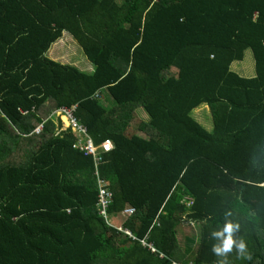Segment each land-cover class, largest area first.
I'll list each match as a JSON object with an SVG mask.
<instances>
[{
    "label": "trees",
    "instance_id": "16d2710c",
    "mask_svg": "<svg viewBox=\"0 0 264 264\" xmlns=\"http://www.w3.org/2000/svg\"><path fill=\"white\" fill-rule=\"evenodd\" d=\"M64 32L92 72L48 56ZM227 222L251 259L213 251ZM221 261L264 264V0H0V264Z\"/></svg>",
    "mask_w": 264,
    "mask_h": 264
},
{
    "label": "rangeland",
    "instance_id": "374dc122",
    "mask_svg": "<svg viewBox=\"0 0 264 264\" xmlns=\"http://www.w3.org/2000/svg\"><path fill=\"white\" fill-rule=\"evenodd\" d=\"M48 56L56 61L73 65L79 68L80 70H83L86 72H92L94 69V65L88 60L87 56L85 55L78 41L75 40L67 32H64L63 36L52 45V48L50 49ZM245 61L246 62L248 61L251 63L253 62L254 64L253 55L250 51H248V53L246 54L243 62ZM234 68L240 69L239 67H236V66ZM254 68H255V64H254ZM244 76H251V75L245 74ZM102 100H103L104 105H109L111 104L112 98L110 97V95L104 94L102 97ZM57 114L61 117L62 126H64V128L69 127V120L66 119L64 115H61L60 112H58ZM147 117L148 115L145 112V110L138 108L136 110L134 120L132 121L131 129L133 130L134 127H136L142 119H146ZM36 131L38 132V130ZM139 134H142V133L139 131ZM120 221L122 222V218H120ZM181 242L183 243V241Z\"/></svg>",
    "mask_w": 264,
    "mask_h": 264
},
{
    "label": "built area",
    "instance_id": "2783aa9c",
    "mask_svg": "<svg viewBox=\"0 0 264 264\" xmlns=\"http://www.w3.org/2000/svg\"><path fill=\"white\" fill-rule=\"evenodd\" d=\"M71 111H73L72 109H68V110H63L61 113V115H64L66 117V119L69 120V125L70 126H73L75 127V131H79L81 134L85 133L86 134V129L84 127H82L81 125H79V123L77 122L75 116L72 115ZM101 148H103L104 151H110L112 149V145L111 143L108 141L104 142L102 145H101ZM85 151L88 153V154H92V155H96V153L98 152V147H96L91 141H88V144L87 146L85 147ZM98 162L101 161V159L99 158V160H97ZM98 175V173H97ZM99 176V175H98ZM103 181L102 179H100V182ZM111 196L110 193H108L107 191L105 190H101V193H100V196H99V200H100V203L102 204L103 206V210H102V213L104 215H107L108 217V213L106 211V208H107V205H108V201H109V197ZM135 212V209H127L125 211L122 212V216H131L133 215ZM112 217V215H111ZM118 230L124 232L127 236L129 237H132V234L127 231V230H124L122 227L118 228Z\"/></svg>",
    "mask_w": 264,
    "mask_h": 264
},
{
    "label": "crops",
    "instance_id": "0c3cea01",
    "mask_svg": "<svg viewBox=\"0 0 264 264\" xmlns=\"http://www.w3.org/2000/svg\"><path fill=\"white\" fill-rule=\"evenodd\" d=\"M254 64H253V62L251 63V62H248V61L246 62L245 61V64L239 65L240 74L242 73L243 76L245 74H250L251 75V76H246V77H252V76H254L256 74V71H255V68H254ZM197 109L195 111H193L192 115L194 116V118L201 125H203V127L207 128L208 130L211 131L213 129V127H214V122H213V119H212V114H211V111L209 109V106L204 104V105L200 106ZM111 219L113 221L112 224L115 225L116 228L122 227L123 221L122 222L120 221V217L117 214H112ZM181 231L183 233H186V235L189 233V231L186 230L184 227H179L178 228V237H179V240L180 241H183V239L185 240L186 237H180V232Z\"/></svg>",
    "mask_w": 264,
    "mask_h": 264
},
{
    "label": "clouds",
    "instance_id": "9594fccd",
    "mask_svg": "<svg viewBox=\"0 0 264 264\" xmlns=\"http://www.w3.org/2000/svg\"><path fill=\"white\" fill-rule=\"evenodd\" d=\"M238 229L239 224L227 222L220 232L214 233V235L221 237V241L219 246L213 248V251L223 256L224 254L230 252L233 246H235L239 254L243 255L245 259H251V256L246 253V244L244 240H236L233 238V233ZM221 264H224V261H221Z\"/></svg>",
    "mask_w": 264,
    "mask_h": 264
}]
</instances>
